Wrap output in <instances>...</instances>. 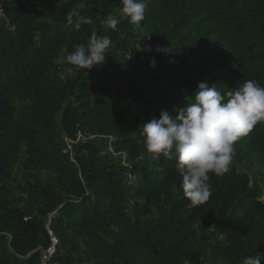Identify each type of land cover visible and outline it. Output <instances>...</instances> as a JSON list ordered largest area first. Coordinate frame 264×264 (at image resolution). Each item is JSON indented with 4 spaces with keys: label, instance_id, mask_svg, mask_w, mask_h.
Masks as SVG:
<instances>
[{
    "label": "trees",
    "instance_id": "trees-1",
    "mask_svg": "<svg viewBox=\"0 0 264 264\" xmlns=\"http://www.w3.org/2000/svg\"><path fill=\"white\" fill-rule=\"evenodd\" d=\"M2 2L15 28H0V264H38V248L50 242L45 218L59 205L50 225L56 264H243L258 253L264 182L251 175L264 171V122L235 142L228 172L209 173L211 196L199 206L185 197L175 152L149 153L141 133L201 82L224 95L248 79L264 86V0H149L139 28L121 15V0ZM112 12L116 29L103 23ZM93 33L111 38L103 64L59 60ZM131 43L144 56L119 63ZM78 129L112 136L138 185L124 186L99 140L77 144L70 161L62 136Z\"/></svg>",
    "mask_w": 264,
    "mask_h": 264
},
{
    "label": "clouds",
    "instance_id": "clouds-1",
    "mask_svg": "<svg viewBox=\"0 0 264 264\" xmlns=\"http://www.w3.org/2000/svg\"><path fill=\"white\" fill-rule=\"evenodd\" d=\"M121 4V15L139 28L149 0H121ZM103 23L116 29L120 19L109 15ZM111 43L108 35L93 33L86 44L74 45L71 52L64 49L59 60L89 70L104 63ZM166 49L157 46L159 52L167 53ZM150 66L154 67L155 61ZM259 122H264V86L258 81L248 79L226 95L215 84L201 82L183 107L161 110L159 118L143 124L141 134L149 153L171 159L175 152L185 197L193 206H199L211 196L209 173L222 175L229 171L235 142ZM262 257L261 253L248 255L243 264H260Z\"/></svg>",
    "mask_w": 264,
    "mask_h": 264
},
{
    "label": "built area",
    "instance_id": "built-area-1",
    "mask_svg": "<svg viewBox=\"0 0 264 264\" xmlns=\"http://www.w3.org/2000/svg\"><path fill=\"white\" fill-rule=\"evenodd\" d=\"M3 2L2 0H0V18H4L3 15ZM9 22V21H8ZM133 52L136 53H140L142 52V48L138 43H131L128 47H126L124 50H122L118 57L119 59L124 63H128L130 61L131 58V54ZM152 75H158V71L155 69L154 71H151ZM163 80H165V78H163ZM166 87V83H162L161 84V88H165ZM155 103V107L156 110L158 111V106ZM147 111V107L146 104L144 105H140V107L137 109L138 113H142L144 114ZM133 117V114H131V118ZM75 138L71 139L69 138V136L64 135L62 136L63 140H64V144H66V149L67 152H69L70 154V159H74V155L75 152H72L71 146H74V144H86V143H90L93 141H101L102 145H101V150H100V154L102 156H107L110 159H114L116 162H118V166H120L122 168L121 170V177L123 178V183L124 186L126 188H133L136 187L138 184L136 182V177L135 175L132 173V164L130 162L127 161L128 158V152L126 150H119L116 151L113 147V137L110 135H100L98 133L95 132H88L85 130H77V132L75 133ZM136 160H140L141 162H144V159H141V157H138ZM74 161V160H73ZM61 205H59L56 209H54L53 211L49 212L47 215V222H45V229L48 231V233L51 236V242H49V244L45 247L42 248V250H40L41 248H38V252H39V263L40 264H46L48 262V264H50L51 258H54L56 250H57V244H58V240L55 237V235L52 232V229L50 227L51 223H53V221L57 218L58 216V209L60 208ZM38 263V264H39Z\"/></svg>",
    "mask_w": 264,
    "mask_h": 264
},
{
    "label": "rangeland",
    "instance_id": "rangeland-1",
    "mask_svg": "<svg viewBox=\"0 0 264 264\" xmlns=\"http://www.w3.org/2000/svg\"><path fill=\"white\" fill-rule=\"evenodd\" d=\"M14 10H16V9H14ZM3 15H4V18H0V28H7V30L9 31V32H12V31H14V25L9 21V18H8V16L5 14V11H3ZM109 15H112V16H115L116 17V14H115V12H112L111 14H109ZM9 21V22H8ZM133 55L134 56H136V55H138V56H144V55H140L139 53H135V54H131V58H130V60L132 59V57H133ZM119 58V57H118ZM119 63H122V61L119 59ZM145 62L146 63H149V57H146L145 58ZM125 63V62H124ZM149 69L151 70V71H154L155 70V67H153V66H150L149 65ZM63 76V75H62ZM166 76V75H165ZM165 78V77H164ZM166 78H167V80H168V85L166 86V88H161L162 90H164V92H162V93H164V94H169V93H171L172 91H173V88L172 87H170V85H171V83L172 82H170L169 83V81H170V79H171V77L169 76V75H167L166 76ZM163 80V79H162ZM190 99V97H184V98H181V99H179V100H177L176 101V104L179 106V107H183L184 106V104L186 103V101L187 100H189ZM78 130H80V129H78ZM83 130V129H82ZM77 132V131H76ZM69 138H71V139H73V138H75V137H69ZM63 144H64V140H63ZM65 146H66V144H64ZM76 144H74V146H71V151L72 152H75V149H76ZM64 153H66L67 155H68V158H69V160L70 161H72L73 163L75 162V159H70V154H69V152H67V149H66V147H64ZM74 160V161H73ZM18 168H19V166H17ZM39 173V175L40 176H42L43 178H46V177H48V173L45 171V170H39V171H37V169H35V170H32V173ZM134 175H135V177H136V182H138L139 181V178L141 177V175H140V173H138V172H135V173H133ZM16 175H18V174H15V176ZM251 177H252V179H251V183L252 184H256L258 181H260L261 183H263L264 182V171H256L255 173H253L252 175H251ZM18 178V176L16 177V178H14V180L15 179H17ZM10 182V181H9ZM264 184V183H263ZM251 186H253V187H255V185H251ZM25 194H22V195H20V198L22 199H24L25 198V196H24ZM21 199H19V202L21 201ZM132 203H133V201H132ZM131 203V204H132ZM48 215V214H47ZM45 222H47V216H46V218H45ZM53 232V231H52ZM47 234H48V236H49V241L51 242V236H50V234L48 233V231H47ZM53 234H54V232H53ZM55 235V234H54ZM55 237L57 238V236L55 235ZM57 240H58V244H57V250H56V253H55V255L58 253V250H59V239L57 238ZM45 248V247H44ZM209 248L210 249H212V245L211 246H209ZM60 249L62 250V252H66V250L63 248V247H60ZM263 249H264V243L259 247V249H258V253H261L262 254V251H263ZM40 250H42V248L40 249ZM75 256H76V254H75ZM40 264V263H39ZM46 264H48V262L46 263ZM50 264H56L55 262H54V259L53 258H51V261H50Z\"/></svg>",
    "mask_w": 264,
    "mask_h": 264
}]
</instances>
